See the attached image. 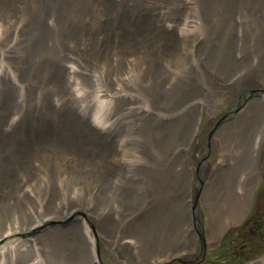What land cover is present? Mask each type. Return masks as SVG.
<instances>
[{"label": "bare ground", "instance_id": "6f19581e", "mask_svg": "<svg viewBox=\"0 0 264 264\" xmlns=\"http://www.w3.org/2000/svg\"><path fill=\"white\" fill-rule=\"evenodd\" d=\"M207 1L23 0L16 25L0 21V264H103L98 235L130 264H164L195 250L197 211L178 196L196 167L172 160L159 173V157L172 148L189 157L222 89L264 77L259 64L222 75L194 56L193 41L211 20ZM221 1L227 15L231 0ZM240 12L227 15L230 24L239 25ZM181 85L190 93L178 98ZM216 139L209 178L232 212L222 222L204 208L207 246L244 213L264 166V96L248 97ZM159 146L166 151L153 165ZM69 163L79 174L65 172ZM159 186V196L146 194ZM126 189L145 199L138 212L112 201ZM74 198L100 206L93 226L68 207ZM54 209L72 224L48 230L61 226L47 216Z\"/></svg>", "mask_w": 264, "mask_h": 264}, {"label": "rangeland", "instance_id": "374dc122", "mask_svg": "<svg viewBox=\"0 0 264 264\" xmlns=\"http://www.w3.org/2000/svg\"><path fill=\"white\" fill-rule=\"evenodd\" d=\"M22 1L0 0V21L4 24L16 25L19 15L23 17L20 14V4ZM142 2L149 3V1ZM231 4V11L226 14L228 15L232 11L235 13V10L241 11L239 13L241 16L239 25L230 24L227 15L223 14L225 6L221 0H208L207 5L209 6L211 19L209 27L207 30H202L198 33V37L193 41L192 46L195 57L197 55L199 60L209 70L222 75L224 73L227 75L236 66L239 68V71L234 70L235 72H245V68H248V66H258V64L259 66H264V2L261 0H231ZM102 9L103 7L99 6L98 13L103 15V18L107 17L108 13ZM239 30H241V33H238ZM238 53L240 57L235 59L234 55ZM232 75L229 77L224 76L222 80H218V83H226ZM189 93V87L184 85L178 87V98L180 96H188ZM251 96H264V77L258 78L257 81L253 80V83H238L237 85H231L222 89L221 106L217 109L214 117L210 120L201 118L199 121L196 131V147L189 151V157L177 156L174 154L173 148L168 149L165 155L159 157V151H166L160 146L156 151L151 153L153 158L151 164H156L154 158L158 159L159 157L161 161H158L159 173L163 171V167L167 168L172 160H175L178 164L184 161L190 166L196 167L191 172L192 182L188 188L189 190L185 188L188 192L180 191L183 196H178L184 198V200L189 198L190 206L187 209L189 211L190 209L197 211V221L199 224L197 233L199 238L196 241V248L191 252H182L178 256L170 258L164 264H248L264 257V166L251 187L244 213L235 222L228 224L208 246L205 245L203 238L204 208L217 212L219 221L222 222H225L226 217L222 215L231 214L232 212V206L224 202L222 197L215 193L221 191L222 187H214L212 185L213 177L209 178L212 166L219 155V149L216 144V130L221 124L230 121V119L232 120L240 107ZM232 128L226 127L229 132ZM177 146L179 147L180 145ZM148 148H151L150 141ZM184 149L183 151L187 152V149ZM173 155L175 156L173 157ZM202 162H206L203 167H201ZM95 163L92 162L91 164L94 165ZM204 169L206 171L205 175L203 173L205 172ZM64 170L67 173L71 172L74 170V164H67ZM96 171L97 168L94 166V172ZM74 172L79 174L80 171L75 169ZM98 179L96 176L94 178L87 176L86 181L87 183L91 181L96 182ZM203 179L208 180L203 184ZM181 184L178 187L180 190H182L183 180ZM203 188L205 189L204 191H202ZM148 190H154V192H148ZM156 190L146 187V194L150 197H153L152 195L157 197L160 193L162 194L163 189L161 186ZM94 191L96 190H93V193H95ZM111 198L112 201H118L120 208L129 213L138 212L145 202V199L134 189H126L125 192L118 190L115 192L114 190ZM68 207L77 216L84 220L86 219L92 226L95 219H100L95 214V210H100V206L91 208L92 206L88 205L86 200L74 198L68 204ZM63 213V210L58 209L48 212L47 216L53 218L51 221L54 225L61 224V226H54L48 230L63 229V226L69 227L72 224L70 223L71 218L62 219ZM88 216H90V219H88ZM182 220L184 221V218L180 222ZM214 221L215 223L218 222L215 219ZM95 241L98 256L103 264H106L104 261L107 264H130L129 262L118 260L112 248L105 243L101 236L98 235Z\"/></svg>", "mask_w": 264, "mask_h": 264}]
</instances>
